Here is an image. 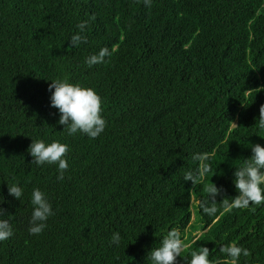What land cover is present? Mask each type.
Listing matches in <instances>:
<instances>
[{
    "label": "trees",
    "instance_id": "16d2710c",
    "mask_svg": "<svg viewBox=\"0 0 264 264\" xmlns=\"http://www.w3.org/2000/svg\"><path fill=\"white\" fill-rule=\"evenodd\" d=\"M77 33L87 42L73 47ZM101 48L111 55L89 67ZM65 77L101 97L97 138L58 123L48 85ZM256 88L264 0H0V219L13 232L0 264H152L149 252L172 228L190 245L176 264L199 247L223 264L219 249L232 242L251 253L239 264H264V204L227 213L218 204L216 216L196 204L210 183L222 189L217 203L234 198L236 168L252 145L264 147V91L247 92ZM31 140L68 145L63 180L58 165L32 163ZM198 153L212 172L192 186L183 176L199 167ZM34 188L54 213L39 235L28 231Z\"/></svg>",
    "mask_w": 264,
    "mask_h": 264
},
{
    "label": "clouds",
    "instance_id": "9594fccd",
    "mask_svg": "<svg viewBox=\"0 0 264 264\" xmlns=\"http://www.w3.org/2000/svg\"><path fill=\"white\" fill-rule=\"evenodd\" d=\"M140 0H137L139 3ZM147 7H151L152 0H143ZM94 20L95 16L90 17ZM87 21L81 22L77 28L82 33L87 27ZM86 37L77 33L71 37L70 45L75 47L80 43H86ZM108 48H101L98 54L89 56L86 63L89 67L105 62V57L110 56ZM54 90V91H53ZM48 91L51 92L50 101L51 107L56 108L60 114L58 123L63 127L69 136L77 132L83 133L90 138H97L105 129L106 121L101 115V97L92 89L83 87L79 84L68 82V78L52 80L48 85ZM255 91L256 94L264 89H250L247 92ZM233 128L237 125L235 122L229 121ZM256 126L260 130H264V105L259 107V118ZM28 152L32 157V163L36 165L56 164L58 165L59 175L58 180L64 179V173L68 170V161L65 158L69 148L67 144L53 141L45 144L43 140H31ZM252 156L249 159L243 160V164L236 168L234 172V186L237 195L234 198H224L220 203H217L215 197L220 195L222 189H218L213 183H210L205 191L207 198L198 199L196 204L202 212L208 216H216L219 209V204L223 213L232 211L233 209H246L249 205L264 204V147L259 144L251 146ZM209 157L207 153L194 154L193 160L199 162V167L193 171L185 172L184 181H190L192 186L204 180L208 173L212 172L211 165L207 163ZM23 190L16 184L8 185V194L20 199ZM3 197L0 196V204H3ZM31 204L33 210L29 221L28 229L30 235H39L46 228L47 219L54 213L52 206L39 188H34L31 194ZM5 215V210L0 208V217ZM13 232L7 220L0 219V242L7 240L12 236ZM120 234L113 233L111 242L119 244ZM190 245L186 244L181 237L180 230L172 228L163 237L160 242V247L153 248L148 258L152 264H176L177 257L186 251ZM219 251L228 259L223 261V264H239L241 255L249 257L250 251L246 248L238 246L235 242L221 246ZM210 250L207 247H199L197 250L190 252L191 259L188 264H213L209 259ZM216 264H221L216 261Z\"/></svg>",
    "mask_w": 264,
    "mask_h": 264
}]
</instances>
